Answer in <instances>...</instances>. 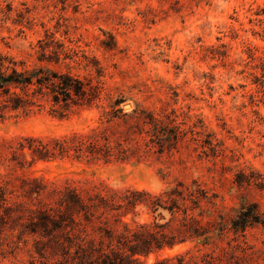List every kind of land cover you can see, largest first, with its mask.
<instances>
[{
    "label": "rangeland",
    "instance_id": "obj_1",
    "mask_svg": "<svg viewBox=\"0 0 264 264\" xmlns=\"http://www.w3.org/2000/svg\"><path fill=\"white\" fill-rule=\"evenodd\" d=\"M0 54L20 70L69 74L87 89L56 102L52 86L43 87L28 112L0 117V183L9 190L0 264H97L91 248L64 258L32 222L31 210H58V190L70 188L85 200L107 199L75 230L97 248H107L105 235L123 233L124 223L179 240L189 221L182 211L174 219L154 211L140 193L180 184L207 195L196 209L187 204L209 233L145 249L135 263L128 261L135 242L118 245L114 237L112 259L264 264V0H0ZM73 133H96L99 147L115 154H21L30 138ZM249 204L259 221L235 230L232 219ZM62 210L77 216L73 205Z\"/></svg>",
    "mask_w": 264,
    "mask_h": 264
},
{
    "label": "trees",
    "instance_id": "obj_2",
    "mask_svg": "<svg viewBox=\"0 0 264 264\" xmlns=\"http://www.w3.org/2000/svg\"><path fill=\"white\" fill-rule=\"evenodd\" d=\"M32 86H37V91H31ZM52 86L53 92H55V101H59V95L64 93L70 95L71 91L84 94L87 89L84 88L83 84L73 76L69 74H61L54 72L52 75L47 74L43 68L36 72H31L27 69H18L17 62L13 58L0 54V117L7 116L10 112L20 111L28 112L34 105L35 101L31 95H35V92L42 90L43 87L49 88ZM59 90V91H58ZM57 93V94H56ZM119 102V101H118ZM95 132V131H93ZM21 154L25 156V151H30L33 157L38 156L40 159L52 158L57 155L63 156L70 154L72 151L78 156H85L92 159H99L102 151L105 153V157H111L115 154L114 150L110 146L101 148L98 145V139L96 133L92 135H85L79 133H73L63 137H54L47 140L30 138L29 144H20ZM120 155L125 156L128 153L126 148L118 150ZM60 195L59 205L60 208L54 209L51 207L40 208L33 211V223L40 226V230L43 236L50 237V240L54 243V247L59 250L64 258L71 257L73 254L79 258L81 256H88V249L91 248L92 252L98 251L96 260L97 264H124L118 262L116 259L110 257L109 252L114 250V237H118V245H121L125 241H134L135 243L129 246L130 254L128 255V261L131 263L139 262L137 256L142 254H148L145 249L157 248L163 249L164 247H173L177 243H183L187 239L199 238L207 235L209 232L203 227L201 222L189 213V206L187 201L189 200L193 206L191 210L196 209L201 200L206 199L207 195L203 189L199 186L195 188L187 187L183 184L178 185L170 190H165L162 193L156 195L150 192L142 191L140 194L145 196L146 203L151 206L154 211L158 209L168 210L172 215L173 219L176 217L175 214L182 211L185 220H189L181 228V232L184 236L179 240H173L172 237L156 232H151L147 225H142L139 228L142 230L134 231L128 227L127 223H124L125 230L120 234L110 233L105 235V238L109 240L107 248L101 246L97 248V245L93 241L87 240L86 234H80L75 230L81 225L80 217L84 215L86 220L88 216H94L96 209L101 204L106 205L107 199L104 196L99 198H88L85 200L76 189L70 188L64 191L58 190ZM37 193H41L38 190ZM8 188L0 183V210H8ZM133 196L139 194V192H132ZM100 202H98V201ZM125 200H128V204L135 205L137 200H131L129 195L125 196ZM135 201V202H133ZM142 202V200H139ZM22 203L16 207H22ZM73 205L78 208L77 216L67 215L62 209ZM243 211L238 215L237 219H232L233 228L235 230H244L248 222H258L260 214L255 204H249L242 207ZM37 232L38 229L32 230ZM185 234H189L188 237ZM133 237V239H130ZM172 238V240H170ZM104 243V242H103ZM90 245V246H89ZM144 247L139 249L138 247ZM91 256V255H90ZM75 257V258H76ZM121 260L125 259L120 254ZM180 255L178 258H182ZM102 258V259H101ZM101 259V260H100ZM166 261L162 260L159 263Z\"/></svg>",
    "mask_w": 264,
    "mask_h": 264
}]
</instances>
